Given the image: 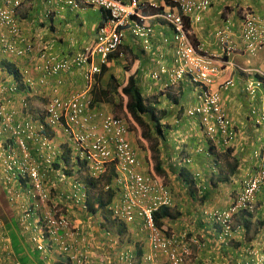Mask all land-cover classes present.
<instances>
[{"label":"built area","instance_id":"2783aa9c","mask_svg":"<svg viewBox=\"0 0 264 264\" xmlns=\"http://www.w3.org/2000/svg\"><path fill=\"white\" fill-rule=\"evenodd\" d=\"M24 0H0V47L7 54L25 57L33 52L32 46L20 36L16 22V13ZM64 5L78 8L93 6L101 10L103 23L97 27L92 47L73 57L58 58L45 52L41 53L37 66L42 73L40 84L46 78L61 73L80 71L83 87L80 91L61 97L54 95L37 117L22 114L19 110L6 109L0 104V138L12 139L16 150L21 152L22 160H18L12 150V144L6 149L0 141V159L3 160V176L0 183L7 191L11 207L21 210L18 223L23 234L29 235L32 247L41 253L66 255L69 264H90V254L86 249H78V243H85L75 223L61 211L56 201L57 194H65V198L87 212V190L76 176L66 174L62 169L53 171V159L60 156L51 139L43 132L46 128L59 130L65 142L72 148L74 155L87 168L94 179L101 178L111 167L114 175L105 189H114L115 195L109 207L112 218L125 224L140 223L141 230L147 236L150 252L143 256L142 262H153L157 254L165 257L167 264H185L192 256L190 242L186 241V233L165 236L157 228L154 213L161 207H170L171 194L162 180L140 172V163L136 150L128 140V125L123 118L102 111L91 110V91L96 84V77L101 67L107 63L110 55L117 52L122 44L125 29L147 42L152 29L146 24L143 16V0H60ZM210 0H173L169 10L158 13V17L167 23L173 32V68L167 72L161 67L151 78L161 83L164 91L178 88L177 83L186 81L196 93V104L186 110L190 117H198L204 136L213 144L222 142L229 145L237 139V130L221 106L218 89L213 86L224 69L220 63L222 57H229L238 52L254 56L264 50V18L250 9L241 13L239 34L230 26L216 31L219 56L209 55L193 43L189 28L185 23L186 16L206 11ZM104 12V13H103ZM233 34L235 36H233ZM20 43L21 46L17 45ZM245 71V70H242ZM165 77V78H164ZM27 84L31 80L26 79ZM62 83L57 81V84ZM234 86L231 79L220 83L219 88L228 90ZM259 82H248L245 88L250 95H255ZM4 91L14 93L17 85L11 83ZM27 104L21 101V111ZM250 119L256 126L264 123V108L251 109ZM28 144L37 145L46 151L43 163H30L31 156ZM11 148V149H10ZM37 149V148H36ZM203 152L202 148L198 149ZM259 159L254 173L243 181L242 189L232 203L223 210L204 212L210 221L220 226L222 239L232 236V222L241 212H251L255 195L264 190V145L255 155ZM50 170L53 176L47 173ZM27 178V186L19 184L16 188L13 179ZM63 188V190H61ZM55 194V196L53 195ZM32 200L33 203H29ZM46 207L42 216L36 210ZM106 239L116 244L114 239ZM8 239L4 236L0 225V249H7ZM133 249L119 257L123 264H134ZM132 254V258H129ZM134 256V257H133ZM107 254L97 255L102 263H110ZM7 261V262H6ZM0 259V264H19L8 259Z\"/></svg>","mask_w":264,"mask_h":264},{"label":"crops","instance_id":"0c3cea01","mask_svg":"<svg viewBox=\"0 0 264 264\" xmlns=\"http://www.w3.org/2000/svg\"><path fill=\"white\" fill-rule=\"evenodd\" d=\"M120 1L126 2L127 0ZM44 2L46 1L24 0L16 13L20 35L26 39V43L31 44L37 51L43 50L48 52L49 50L51 54L58 57H73L93 44L97 26L102 20L101 10L93 6H87L82 9L85 10V12L98 11L101 17L100 19L98 17L95 18L96 21H94L95 25L93 28L84 29L83 16H78V21L72 23L62 13L64 9L60 4L52 6L54 0H48L46 4ZM143 2L142 14L146 18V24L152 29V34L147 42L144 40L140 41V38L132 35L129 29H125L119 50L111 55L107 64L104 65L105 72L99 75L96 80L94 91H106L107 96H97V98L94 96V104L92 107L106 108V110H108V107L115 102V96L117 95H115V88L118 87L119 90L126 84V74L129 73L131 75L134 74L137 86L140 87L142 84L149 88L145 95L141 93L143 97L147 98V103L150 107H154L155 110H157V108H166L168 102H170L173 107L178 109L177 112L179 114H184L186 99H184L185 89H183V87L186 88L188 85L186 81H182L180 88L173 92L177 97H172L170 95L166 97L164 93L160 94L159 83L147 85L148 82L145 79L147 73L148 75L151 73L152 76L153 73H158L163 66L167 72L173 68L172 56L175 45L173 41V32L171 27L158 17V13L170 9L173 5V0H143ZM210 2V7L206 11L192 13L186 16V24L189 28L191 40L194 44L199 46L202 51L209 55H220L215 36L218 29L230 26L233 32H235V35L239 34L238 28L240 26V18L243 10L250 9L258 16L264 18V0H210ZM235 35L233 34V36ZM17 45L21 46L20 43H17ZM36 53L35 51L32 56L16 57L4 53L0 48V104L3 105L4 108L8 110H19L22 114L27 113L36 115L56 92H58L59 96L66 97L82 89L83 81L81 74L78 72L77 74H60L57 77H50L46 80L44 85H39L38 79L41 77V73L36 69ZM244 58H246V64L241 61ZM219 61L224 64V69L217 78L213 88L219 90L222 109L228 118L232 120L237 130L238 135L236 142L231 147L232 150H230V154H226L228 155L226 156L228 161L230 158L236 159V172L230 175L229 172L224 170L223 165L221 169L224 170V172L221 173L220 170L215 172L212 184L207 188L205 184L206 181H210V179L201 176L200 171L195 168V171L190 172L194 180L192 192H195V198L192 200L189 195V189L187 191L183 181L178 176L179 189H182V191L178 192L182 197L180 202H175V205L177 207L176 210L180 211L181 216L176 218L175 221L169 220L167 222L168 227L174 229L175 232H190L193 238L196 240L199 238L200 240L198 241L202 242V246L200 247L192 245L193 256L187 264H253L247 259V251L252 250L257 254L256 257L249 259L251 261H254V259L257 261L259 256H264V194L259 192L256 195L255 213L248 220L249 227L247 229L245 228L246 233H253L254 235L246 239L244 236L240 235L237 239L241 241V244H234V246L223 244V248H221L217 241L216 235L218 231L216 226L207 222L200 210H223V208H226L234 197L229 200V193L226 189L223 190V188L227 185L230 186L234 181H239L241 185L243 180L254 173L259 163V159L255 155L264 145V129L256 126L254 122L252 123L250 120V110L264 108V73L262 71L258 72L259 66L260 70H264V50L254 56L247 55L244 52H238L229 57H222ZM248 64L251 68L246 66ZM26 77L34 81L31 89L27 87L24 81ZM58 78L61 79L63 83L56 89V80ZM226 79L233 80L235 84L234 87L228 90L220 89V83ZM252 81L260 82V86L257 87L255 95H250L245 90L247 83ZM11 83L18 85V91L14 94L2 89V87L8 86ZM181 94L182 96H180ZM170 98H173V100ZM179 98L181 100H179ZM122 99L126 100L124 96ZM21 100H26L28 104L27 110L21 111ZM263 125L264 123L260 126ZM51 137H54L53 143L55 147L64 145L63 139L59 136L58 132H56L54 136L52 134ZM129 137L134 145L132 133H129ZM190 137L191 136L184 135L183 142L187 143ZM5 138L6 137L3 136L1 142H3ZM175 141L176 143L173 141L171 147L175 145L176 149L177 140ZM253 143L258 145V151L251 150ZM5 147L7 148L8 145ZM36 148H38L37 145L31 150V154L36 162H40L43 159L41 156L44 152L39 150L40 154L36 157ZM181 148L184 151L187 150V146ZM138 155L140 159L142 156L140 153H138ZM140 162L142 164V169L145 167L147 168L145 162H142L141 159ZM178 162H176V164ZM179 165L180 167H185V165L181 163ZM250 169L252 173L248 175ZM209 172L211 173L210 170ZM245 175L248 176L245 177ZM204 182L205 184L203 185ZM203 186H205L208 191V196H206L204 200H206L209 205L207 207H197L195 205L196 191L198 187ZM238 192L233 194L235 195ZM183 195L185 196L183 197ZM57 201L66 208L65 211L68 217L76 222L83 237H87L85 245L80 242L78 243V249H86L94 264H102V261L98 260L97 255L104 254V249L110 248L109 243H107V240L103 236V229L105 226L103 222L106 221L103 219L102 214L98 212L93 215L91 220H88L78 209H73L61 199ZM183 201L188 202V206H190L189 211L183 210ZM240 219L241 222L242 220L244 221V218L241 216ZM178 220H183V222L179 223ZM101 223L103 224L100 228ZM178 226H185L184 230L177 231ZM251 226H254L253 231L250 230ZM134 228H138V226H131V230L128 228L125 233H132L131 231L134 233ZM125 233H123V235ZM241 238L243 240H241ZM132 241L135 240L133 239ZM121 246L123 247V244ZM137 247L141 248L142 251L147 250L146 245L142 242L138 243ZM107 254L111 260L115 259V255L112 253ZM40 259H42L41 256ZM42 262L46 264L44 261Z\"/></svg>","mask_w":264,"mask_h":264},{"label":"rangeland","instance_id":"374dc122","mask_svg":"<svg viewBox=\"0 0 264 264\" xmlns=\"http://www.w3.org/2000/svg\"><path fill=\"white\" fill-rule=\"evenodd\" d=\"M45 1L46 2H44V3L46 4L48 0H45ZM51 1H53V0H51ZM55 4H57L56 0H54V3L52 4V6H54ZM58 4H60V3H58ZM61 7H63V9H64L62 11V13L72 23L78 21V16H80V15L83 16V18H84L83 26L85 27L84 29L91 28V27L93 28L95 25L94 21H96L95 18L96 17H98L99 19L101 18L100 13L98 11H96V12H93V11L85 12V10H78V11L71 10L69 7L64 6V5H61ZM139 40L140 41L144 40V38H140ZM48 52H49V50H48ZM241 61H243L242 63L246 64V58L242 59ZM246 66L248 68H251V66L249 64ZM258 69H259L258 72L262 71L264 73V70H260V66L258 67ZM150 78H151V73H150V75H148V73H147L146 77H145L146 81L148 82L147 85L155 83L152 80V78L151 79ZM180 86H181V83L178 82L176 87H180ZM183 89H185L184 99H186V102H185V108L186 109H185L184 114H182V113L179 114L177 112L178 109L173 107L170 102H168V106L166 108H157L156 116L158 118H160V120H161V122H160L161 134L160 135L156 134V126L154 125V122H152L151 119L149 120V118L147 116H145L144 118L150 126V129H149V130H151L150 133H149V131L147 132L146 129H141L140 127H138L133 122V120L129 117V115L127 114L125 109L123 108V106L125 104V100H123L118 94L116 95V93H115L116 96H115L114 104H111V100H110L111 105L108 107V110H106V108H101L106 113L121 117L126 121L128 127H129V132L132 133V136L134 138L133 139L134 145L138 149V152L140 153V155L142 156L140 159L142 162L146 163L147 167L149 166L150 162H151V165L154 166V160H153L154 153L151 150V146L156 145V149L158 150V153H159L158 157L163 164L164 173L158 174L155 170H154V172L157 175H160L161 178H163V181L165 182L166 186L169 188V191H171L172 196L175 198V199L173 198L174 203H173V207H172L171 211L176 216V218L181 216L180 211L176 210L177 207L175 205V202H177V201L180 202L181 197H182V195L180 196V194L178 192V191H182V189L181 190L179 189L180 185L178 183V175H179V171H180V165L179 164L183 162L181 160L184 158H189L191 160L192 164H189L186 166L188 173L195 171L194 169L197 168L198 171H200L201 176L206 177V179L207 178L211 179V178H213V176H215V174H212L209 172V168L211 166V163H213V161H212V156L208 155L206 153V151H209L210 147H212L214 149V151H213L214 155L218 156L219 160H220V169H218L217 172L219 170L221 173L224 172V170H222L221 168L224 165V162L226 160V157H224L223 153L217 152L218 151L217 149H219L217 147L220 146V143H218V144L214 143L213 144L212 142L207 140V138L204 136V132L200 127V120L198 119V117H190L186 114V110L190 106L195 105V102L197 101V98H196L197 92L193 91V88L190 86V84H188L186 86V88L183 87ZM139 90H140V92H142L145 95L146 92L149 90V88L147 86L141 84L139 87ZM172 92H174V91H172ZM180 96H182V94ZM170 99L173 100V98H170ZM122 100H123V102H122ZM179 100H181V99L179 98ZM166 101H168V100H166ZM107 102H109V101H107ZM149 121H150V123H149ZM259 127L264 129V125L259 126ZM144 134H150L151 137H153V138H155L154 136H156L158 143L155 144V142L151 141V139L144 137ZM184 135L191 136L187 140V143L183 142V139H184L183 136ZM130 140H131V138H130ZM175 140H177L176 149H175V145L171 147L173 141L176 143ZM186 146H187V150L184 151L181 147H186ZM198 148H203V152H198L197 151ZM227 149H232V148L230 147ZM252 149L258 151V149H259L258 145L253 143V147L251 148V150ZM188 153H189V155H188ZM178 161H181V162H178ZM176 162H178V163L176 164ZM254 163H255V161H254ZM251 173H252V170L250 169V172H248V175H251ZM248 175H245V177ZM216 176H217V174H216ZM81 179L87 185L88 192H89L90 197L92 199L95 198L98 194L101 195L103 198H106L105 191H103V185L104 184L97 183L96 188L90 187L86 181L87 177L85 176V174L83 172L81 175ZM240 186L241 185H240L239 181H237V182L234 181V183H232L230 186L227 185L223 188V190L226 189V191L229 193V196H230L229 200H230V198H233V197L235 198L236 194L234 195L233 193L238 192L240 189ZM206 192H208V191H206ZM196 193L197 194H196L195 205L197 207H204V206L207 207L209 205V203H207L206 200L202 199L203 197L201 194H199L198 190L196 191ZM261 193L264 194V190H262ZM184 196L185 195H183V197ZM5 198H6V194H5ZM183 203H184L183 210L184 211L190 210V208L188 206L189 205L188 202L183 201ZM185 206H187V207H185ZM178 213H180L179 216H178ZM183 216H185V215H183ZM178 221H179V223L183 222V220L182 221L178 220ZM241 224L243 225V220L241 222V219L239 216L236 217L232 222V226L234 229L235 228L238 229ZM105 225L109 229V231H111V233L113 235L112 237H114V236L117 237L116 231H115V230H117V228H116L115 224L105 222ZM181 227H182V229H181ZM184 227L185 226H178L177 231L184 230ZM238 230H239L238 233L233 232L232 239L228 243V245L234 246V244H241L240 243L241 241H239L237 239L239 237V235L244 236L245 239L251 238L254 235L253 233H248V232L246 233V231L241 230V228H239ZM250 230L253 231L254 226H251ZM132 233H127V234L125 233L122 236V239H120V241H122V243L124 244L123 246H126V244H128L133 239L136 242H144V236L142 234L136 233V231H134L133 234ZM241 240H243V239L241 238ZM224 243L225 242L223 240H220L218 244L221 246V248H223ZM104 250L108 253L109 249H104ZM247 253H248L247 259L249 262H251L253 264H264L263 257H260V256L257 258V261H256V259H254V261L249 260L250 258L256 257V255H257V254H255L256 252L249 250V251H247ZM157 260L159 261L160 264L166 263V259L163 256L158 255ZM59 261L61 264L64 263L63 258H60ZM54 262H57V259H55L53 261V263ZM48 263L53 264L50 261ZM111 264H115L113 260H112ZM121 264H123V263H121Z\"/></svg>","mask_w":264,"mask_h":264},{"label":"trees","instance_id":"16d2710c","mask_svg":"<svg viewBox=\"0 0 264 264\" xmlns=\"http://www.w3.org/2000/svg\"><path fill=\"white\" fill-rule=\"evenodd\" d=\"M185 21H186V19H185ZM101 23H103V17H102L100 24ZM70 70H73L71 73L77 74V72L80 73V71H77V70H85V68L83 67L81 69H77V68L74 69L72 67ZM104 72H105V66H102L100 75H102ZM71 73H64V74H71ZM126 78H127V81L123 87H121L119 90H118V87L115 88L116 94L121 96V98L123 96L126 98V102H125L123 108L125 109V111L129 115V117L133 120V122L138 127H140L141 129H146V131L147 132L149 131V133H150V131H151V130H149L150 126L144 118L145 116H147L149 118V120L151 119V121L154 122V125L156 126V134L160 135L161 134L160 118H158L156 116L155 108L150 107L148 105V103L146 102V99L142 96V94H141V92L138 89V86L136 84L134 74L131 75V74L127 73ZM95 91L92 94V102H93L94 96H95V98H97V96H99V97H106L107 96L106 91H100V92H97V91L95 92ZM149 123H150V121H149ZM43 133H45L48 137H50V133H48L46 130ZM144 137L151 139V141H154L155 144L158 143L156 136H154L155 138H153V137H151L150 134H144ZM235 142H236V140L231 142L229 145L223 144L222 142H220V146L217 147L219 149L216 148L218 150L217 152L223 153L224 157L228 156L226 154H230V150H232V149H227V148L232 147ZM151 150L154 153V156H153L154 170L158 174H163L164 173L163 164L158 157L159 153H158V150L156 149V145H154V146L152 145ZM213 151H214V149L212 147H210L207 154L213 156L214 155ZM63 154H65V153L64 152L61 153V156ZM63 158H65V161L68 160L67 156H65ZM230 160L228 161V159H226V161L224 162L223 168H224V170L229 172L230 175H233L236 172L237 162H236V159H233V158H230ZM212 161H213V163H211L209 170H211V173L214 174L215 172H217L218 169H220L219 157L214 155ZM186 166H187V164L185 165L184 168L180 167V171H179L178 176L183 181V184L185 185L187 191L189 189V195H190L191 200H192L193 198H195V192H192V188L194 186V180L191 177L190 173H188ZM107 179H108V177H106V178L103 177L101 180H96V179L88 176L86 181L90 187L96 188L97 183L104 184V182ZM213 179L214 178L210 179V181H206V184L204 182L203 185L205 184L206 187L208 188L212 184ZM85 186H87V185L85 184ZM206 187L205 186L198 187V191L202 195L203 200L206 196H208V192H206L207 191ZM5 194H6L5 190L3 189L2 186H0V222L2 223V225L4 227V230L6 231L5 232L6 237L9 240V242H8L9 244L7 245V249H5V250L0 249V259L5 260V261H6V259H8V261H10V262H17L19 264H44L41 261V259L39 258V254L35 251H32L27 246V244L25 243V240L22 238V236L19 232V228L16 224L14 213H13L12 209L9 207L7 199L5 198ZM105 196H106V198H103L101 195L98 194L93 199L90 197L89 202H88V208H89V211L91 213L99 212L104 216L105 220L108 223L115 224V226L117 228V230H115L117 237H115V236L112 237L113 235L111 234L109 238H111V239L116 238V244L113 245L112 242H109L110 248L108 250V253H112L113 255H115V259L113 261L115 264H118L119 263V257L123 254L128 253L129 245L126 244V246L122 247L121 245L123 243H122V241H120V239H122L123 233H125L128 230V227L125 226L124 224L118 223V222H116L110 218V214L108 212L107 206L111 202L112 194L110 191H105ZM185 207H187V206H185ZM189 208H190V206H189ZM179 215H180V213H178V216ZM154 219H155L156 225L161 230L168 232L170 230V228L168 227L167 221L175 220L176 216L172 213L171 209L162 207L154 213ZM243 222H244L243 227L247 229L249 227L248 220H244ZM145 240H147V236H145ZM141 253H142L141 248L137 247V252L135 254H137V256H138ZM131 255L132 254H130V256H128V257L132 258ZM90 264H94V262L91 261V259H90ZM134 264H139V263L136 262V260H135Z\"/></svg>","mask_w":264,"mask_h":264},{"label":"clouds","instance_id":"9594fccd","mask_svg":"<svg viewBox=\"0 0 264 264\" xmlns=\"http://www.w3.org/2000/svg\"><path fill=\"white\" fill-rule=\"evenodd\" d=\"M56 2H57V4L58 3H60L61 5H64L60 0H56ZM64 6H66V5H64ZM67 7H69V6H67ZM85 7H87V6H80V7H78V8H72V7H69V8H71V9H73V10H82V9H84ZM252 11V10H251ZM16 16V15H15ZM186 19V18H185ZM16 22H17V18H16ZM101 22V21H100ZM185 23H186V21H185ZM102 24V23H101ZM100 23H99V25H101ZM17 25H18V22H17ZM98 25V26H99ZM187 25V24H186ZM97 26V27H98ZM18 28H19V25H18ZM19 30H20V28H19ZM97 30V29H96ZM21 36V35H20ZM96 37V36H95ZM94 43V42H93ZM31 45V44H30ZM32 46V45H31ZM93 46V44L90 46V47H92ZM1 49H2V47H0ZM89 48V47H88ZM32 50H33V52L31 53V54H28V55H30V56H32L33 54H34V52L36 51L37 53H36V58H37V63H36V69H37V71H39V69H38V65L41 63V61L39 60L40 58H39V56H40V54L41 53H43V52H45V53H47V54H49V55H53V56H56V55H54V54H51V53H49V52H46V51H43V50H41V51H37V49L35 50V48L32 46ZM2 51H3V49H2ZM84 51V50H83ZM4 52V51H3ZM5 53V52H4ZM116 53V52H115ZM114 53V54H115ZM7 54V53H6ZM8 55H10V54H8ZM113 55V54H112ZM10 56H13V55H10ZM17 57V56H16ZM56 57H58V56H56ZM111 57V55L109 56V58ZM58 58H64V57H58ZM108 58V59H109ZM107 62H108V60H107ZM107 64V63H106ZM106 64H104V65H106ZM103 65V66H104ZM102 68V67H101ZM40 72V71H39ZM41 73V72H40ZM101 73V72H100ZM61 74H64V73H61ZM100 75V74H99ZM98 75V76H99ZM42 73H41V77H39V79H38V84L39 85H44V84H40V80H41V78H42ZM57 76H59V75H57ZM57 76H55V77H57ZM97 76V77H98ZM97 77H96V80H97ZM50 78V77H49ZM26 79H29V80H31V84L29 83V84H27L26 83ZM48 78H46V80H47ZM153 80V79H152ZM24 81H25V83H26V85H27V87L29 88V89H31L32 87H33V83H34V81L31 79V78H29V77H26V78H24ZM57 81H61L62 82V80L61 79H57L56 80V89H57V87H60L61 85H62V83H60V84H57ZM154 81V80H153ZM155 82V81H154ZM155 83H158V82H155ZM260 83V82H259ZM160 84V87H159V91H160V93L162 94V93H164L165 95H166V97L168 96V95H170V96H172V97H177V95H175L172 91H177L178 90V88H180V87H178V88H169V90H167V91H164V89L162 88V86H161V83H159ZM11 84H9L8 86H4V87H2V88H8L9 86H10ZM235 85V84H234ZM95 86H96V84H95ZM95 86H94V88L92 89V91H91V105H90V108H91V110H98V111H102L103 113H105V114H109V113H106L105 111H103L101 108H99V107H95V108H93L92 106H93V102H92V94H93V91H94V89H95ZM234 87V86H233ZM18 91V85H17V90H16V92ZM15 93V92H14ZM13 93V94H14ZM56 95H58L59 96V94H58V92H56ZM61 96V95H60ZM61 97H63V96H61ZM145 98V97H144ZM146 99V102H147V98H145ZM22 101V100H21ZM21 101H20V108H21ZM25 102H26V100H24ZM49 101V100H48ZM125 102H126V100H125ZM48 103V102H47ZM46 103V104H47ZM26 104H27V102H26ZM46 106V105H45ZM45 106L38 112V113H40L41 111H43V109L45 108ZM191 107V106H190ZM189 107V108H190ZM28 109V104H27V108H26V110ZM38 113L36 114V115H34V114H31V115H33L34 117L36 116L37 117V115H38ZM155 113H156V110H155ZM110 115H112V114H110ZM114 116V115H113ZM116 117H118V116H116ZM121 118V117H120ZM251 120V119H250ZM252 123H253V121H252ZM48 133H50V139H51V141H52V143H53V139H54V137H51L52 136V134H53V136H54V134H56V132H58L59 133V136L63 139V144L64 145H60L59 147L57 146L56 147V149H59L60 150V156H57L55 159H53V163H52V167H53V171H54V169H55V171H57L58 169H62L66 174H68V175H72V176H76L77 178H78V180H80V182H82L83 183V185L85 186V184H84V182L82 181V179H81V175H82V172L85 174V176L88 178V176H89V174H88V171H87V168L84 166V164L83 163H81L80 161H79V159H78V157H76L75 155H74V152H73V150H72V148L68 145V143L67 142H65V139L61 136V133L59 132V130H57V131H54V130H56V129H50V128H46L45 129ZM129 127H128V140H129V142H130V144H131V146L136 150V152H137V158H138V161H139V163H140V172L141 173H144V174H148V175H151V176H153V177H156V178H159L160 180H162V182H163V184L166 186V184H165V182L163 181V178H161V176L160 175H157L155 172H154V166H152L151 165V162L149 163V166L147 167V169L146 168H144V169H142V167H141V162H140V159H139V155H138V149L135 147V145H133L132 144V142L130 141V137H129ZM2 138V137H1ZM1 138H0V141H1ZM10 144H12V150L11 151H13L14 152V154H15V156H16V158L18 159V160H22V158H21V152L20 151H18V150H16V147H15V145L13 144V142H12V139H4V141L3 142H1V145H2V147L3 148H5L6 149V145H8V147H10L11 145ZM34 146H35V144L34 145H31V144H28V150H29V154H30V156H31V160H30V163H36L37 165H41L42 163H43V160L44 159H42L40 162H36V160H34L33 159V156H32V154H31V150H33L34 149ZM11 149V148H10ZM199 149V148H198ZM198 149H197V151H198ZM203 149V148H202ZM5 151H7V149L5 150ZM44 153L42 154V156H41V158H44L45 157V155H46V151H43ZM65 153V154H63L62 156H61V153ZM199 152V151H198ZM208 151H206V153H207ZM40 154V151H39V149L37 148L36 149V157L38 156ZM65 156H67V158H68V160H66L65 161V158H63V157H65ZM183 162L181 163V164H183V165H189V164H191V160L189 159V158H184L183 160H182ZM57 166V167H56ZM54 171V172H55ZM114 168L113 167H111V169L106 173V174H104L101 178H98V179H96V180H101L103 177L104 178H106V177H108V179L104 182V185H103V191H110L111 192V194H112V198H111V202H110V204L107 206V209H108V212H109V214H110V218L112 219V220H114L113 218H112V214H111V211L109 210V207H110V205H111V203H112V201H113V198H114V195H115V191H113L114 189H108V190H106L105 189V186H107V185H109L110 183H111V180H112V176L114 175ZM47 173H48V176L47 177H49V175H51V176H53V174L54 173H52L50 170H47ZM0 176H3V160L2 159H0ZM192 177V176H191ZM193 178V177H192ZM244 181V180H243ZM27 178H25V179H22V178H20V177H16V179H13V181H12V183L14 184V186L16 187V188H18L19 187V184H24L25 186H27ZM242 185H243V182L241 183V189H242ZM0 186H2L3 187V189L5 190V192H6V199H7V202H8V197H7V191H6V189H5V187H4V185H2L1 183H0ZM85 188H86V190H87V201H86V206H87V212H85V211H83L79 206H76V205H74L72 202H70L69 200H67L66 198H65V195L67 194V189H65L64 188V190H63V188L61 189V190H63V192H65V194H63L62 196H61V194H57V197H56V201L58 200V199H61L62 201H64L66 204H68L69 206H71L73 209H78L80 212H82L85 216H86V218L88 219V220H91L92 218H93V215L94 214H96V213H98V212H95V213H91L90 211H89V208H88V202H89V199H90V194H89V192H88V187L87 186H85ZM166 188L168 189V191H169V188L166 186ZM241 189H240V191H241ZM239 191V192H240ZM170 192V194H171V191H169ZM238 192V193H239ZM237 193V194H238ZM237 194H236V196H237ZM258 194V193H257ZM256 194V195H257ZM54 196H55V194H53ZM256 195H255V197H256ZM236 196H235V198H236ZM255 197H254V199H253V202H252V206H253V209H252V211L251 212H241L240 214H238L236 217H243L244 218V220H249L253 215H254V213H255ZM171 198H172V204H171V206L170 207H163V208H168V209H172V207H173V201H174V199H173V196H172V194H171ZM234 198V199H235ZM234 199H232V201L234 200ZM232 201L230 202V204L232 203ZM29 203H33V201L32 200H30L29 201ZM57 203L59 204V206H60V208H61V211L63 212V214L69 219V220H71L73 223H75L76 224V222H74L70 217H68V214L66 213V211H65V209L66 208H64L63 207V205L60 203V202H58L57 201ZM8 204H9V202H8ZM229 204V205H230ZM228 205V206H229ZM227 206V207H228ZM9 207L12 209V211H13V213H14V217H15V220H16V224H17V226H18V228H19V232H20V234H21V236H22V238L25 240V243L27 244V246L32 250V251H35V252H37L38 254H39V258H40V256H41V260L42 261H44L46 264L50 261V262H52L53 263V261L55 260V259H57V262H54V263H59L60 264V261H59V259L60 258H63L64 259V263L63 264H69V262H68V259H67V256L66 255H58V254H55V253H41V252H39V251H37V250H35L33 247H32V245L30 244V242H29V235L28 234H23L22 233V229H21V227H20V225H19V223H18V220H19V216H20V214H21V210L20 209H16V208H14V207H11L10 206V204H9ZM226 207V208H227ZM162 208V207H161ZM72 209V210H73ZM160 209V208H159ZM224 209V208H223ZM214 210H216V209H211V210H207V209H202V210H200V212H201V214H202V216L205 218V220L207 221V222H209L210 224H212V225H214V226H216V228H217V241L219 242L220 240H223L225 243H224V245H227L230 241H231V239H232V236L230 237V238H228V239H222V237H221V235H220V231H221V228H220V226H218L217 224H215V223H213L212 221H210L209 219H208V217L206 216V215H204V212H209V211H214ZM222 210V209H221ZM46 211V207H40V208H38L37 210H36V213H37V215L38 216H42L43 215V213ZM102 217L104 218V216L102 215ZM235 217V218H236ZM178 218V217H177ZM105 219V218H104ZM78 221V220H77ZM106 221V220H105ZM115 221V220H114ZM154 221H155V219H154ZM107 222V221H106ZM116 222H118V221H116ZM104 224H105V222H103ZM103 223H101L100 224V228L102 227V224ZM108 223V222H107ZM118 223H121V222H118ZM122 224H124L125 226H127L129 229H130V227L131 226H133V225H136V226H138V228H134V231H136V233H140V234H142L143 236H144V242H142L143 244H145L146 245V247H147V250H145V251H142V253L140 254V255H138L137 256V254H135L136 252H137V244L138 243H140V242H136V241H132L130 244H128L129 245V248H131V249H133V252H134V255H135V260H136V262H138L139 264H160L159 263V261L157 260V257L155 258V260L153 261V262H142V260H143V256L144 255H146V254H148L149 252H150V250H149V247H148V243H147V240H145V236H146V234H145V232L143 231V230H141V225H140V223H135V224H130V225H128V224H125V223H122ZM156 224V223H155ZM243 224H244V222H243ZM0 225H1V228H2V231H3V234H4V236L6 237V231L4 230V227H3V225H2V223L0 222ZM93 225V224H92ZM157 226V225H156ZM77 227H78V229H79V232H80V236L81 237H83V235H82V233H81V230H80V228H79V226L77 225ZM157 228L162 232V234H164L165 236H169L171 233H174V234H176V235H178V234H182V233H186V241L185 242H188V241H190V240H194L195 238H193L192 237V235H191V233L190 232H175L174 231V229H170L168 232H165V231H163V230H161L158 226H157ZM239 228H241V230H245V228L243 227V225L241 224L240 225V227ZM238 228V229H239ZM232 229H233V231H232V234H233V232H239V230L238 229H234L233 228V226H232ZM131 230V229H130ZM131 232H133V231H131ZM106 233H108L109 234V237H110V235L112 234L111 233V231H109V229L106 227V225L104 226V229H103V236H104V238L106 239ZM240 236V235H239ZM7 238V237H6ZM85 238V240L87 239V237H84ZM8 239V238H7ZM107 240V239H106ZM115 241H116V239H114ZM196 240V239H195ZM198 240H200L199 238H198ZM198 240H196L197 241V244H194V243H191L190 242V249H191V251H192V245H194V246H197V247H200V246H202V242H199ZM9 241V240H8ZM134 242V243H133ZM85 243H86V241H85ZM85 243H84V245H85ZM107 243H109L108 242V240H107ZM110 246V245H109ZM104 253L105 254H107V252L104 250ZM108 255V254H107ZM163 256V255H161V254H157L156 256ZM109 256V255H108ZM192 256H193V253H192ZM192 256H191V258L189 259V261L192 259ZM164 257V256H163ZM59 258V259H58ZM109 258V260H110V263L109 264H111V262H112V260H111V258L110 257H108ZM263 260H264V256H263ZM189 261H187L185 264H187ZM102 264H107L106 262H103ZM118 264H121V262L119 261V263ZM165 264H167V261H166V263Z\"/></svg>","mask_w":264,"mask_h":264}]
</instances>
